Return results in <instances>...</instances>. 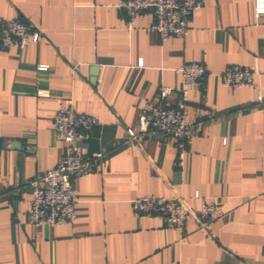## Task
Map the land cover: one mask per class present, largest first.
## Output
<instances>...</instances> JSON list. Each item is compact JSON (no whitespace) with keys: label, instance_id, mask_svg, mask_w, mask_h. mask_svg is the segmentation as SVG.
<instances>
[{"label":"crops","instance_id":"1","mask_svg":"<svg viewBox=\"0 0 264 264\" xmlns=\"http://www.w3.org/2000/svg\"><path fill=\"white\" fill-rule=\"evenodd\" d=\"M201 1L186 38L161 43L149 17L128 27L119 0H0V23L19 19L31 36L24 50L0 48V264H264V103L220 79L248 67L264 95V18L253 0ZM186 62L207 75L189 90L187 119L201 125L178 164L168 140H124L162 87L166 105L178 101ZM69 99L97 121L80 151L104 157L73 182V224L33 226L29 182L62 157L52 119ZM142 196H180L192 211L215 201L221 213L181 234L136 217Z\"/></svg>","mask_w":264,"mask_h":264},{"label":"built area","instance_id":"2","mask_svg":"<svg viewBox=\"0 0 264 264\" xmlns=\"http://www.w3.org/2000/svg\"><path fill=\"white\" fill-rule=\"evenodd\" d=\"M201 6V0H119L117 5L129 28L136 19L149 17V30L161 43L172 38L184 40L192 29L191 16ZM253 10L256 16L264 18V0H253ZM30 37V28L19 19L0 23V48L3 50H24ZM37 70L46 71L47 66H38ZM174 72L181 79L178 101L173 106L166 105L165 100L172 89L162 87L156 103L139 108L135 126L125 130L124 142L138 146L147 138L168 140L177 152V163L181 164L183 154L191 146L201 125L187 119L189 90L201 86L207 71L202 64L186 62ZM259 74L248 67L227 66L220 79L229 89L247 87L254 90L256 103L263 104L264 95L256 82ZM96 126V119L77 112L70 99L54 114L52 131L57 141L63 144V154L55 167L29 182L32 198L28 205V221L31 225L54 229L75 222L73 182L93 174L104 157L101 152L87 157L80 151V145L90 140ZM35 150L33 144L23 149L25 153H34ZM131 208L136 217L159 218L181 234L189 220L196 219L199 224L207 225L221 213L217 202L206 200H201L199 209L192 211L180 196H142L131 201Z\"/></svg>","mask_w":264,"mask_h":264}]
</instances>
